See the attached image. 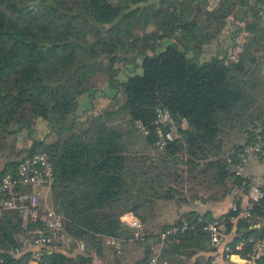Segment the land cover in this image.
<instances>
[{
  "label": "trees",
  "instance_id": "trees-1",
  "mask_svg": "<svg viewBox=\"0 0 264 264\" xmlns=\"http://www.w3.org/2000/svg\"><path fill=\"white\" fill-rule=\"evenodd\" d=\"M262 9L264 0H219L211 9L194 0H0V153L15 151L17 133L33 121L47 127L42 134L34 128L29 150L5 163L0 176L26 153L46 152L55 176L47 202L65 217L66 235L90 246L123 234L122 213L147 216L157 200H175L173 184L185 170L195 183L190 197L221 200L229 184L246 192L248 180L232 167L243 144L264 132ZM229 18L236 22L234 42L221 56L203 59L213 32ZM167 37L172 41L163 45ZM126 66L134 69L126 74ZM103 82L117 88L109 105L75 114L78 98L93 99ZM160 106L187 119L180 138L163 149L152 131L143 135L133 124L150 126ZM232 133L241 141L231 139L226 148ZM252 212L264 213V197ZM208 215L187 212L176 223ZM237 229L264 236V226L245 220ZM19 231L20 215L0 216V264L20 263L10 254L20 245ZM177 239L162 251L169 264L208 249L201 231ZM89 263L56 249L41 255V264Z\"/></svg>",
  "mask_w": 264,
  "mask_h": 264
},
{
  "label": "built area",
  "instance_id": "built-area-1",
  "mask_svg": "<svg viewBox=\"0 0 264 264\" xmlns=\"http://www.w3.org/2000/svg\"><path fill=\"white\" fill-rule=\"evenodd\" d=\"M134 127L143 135L151 131L155 134V145L163 149L168 143L180 138V131L187 124L185 116L175 117L169 109L157 107L150 126L137 119ZM249 157L264 160V132L257 134L254 140L244 143L235 154L236 163L233 172L241 176L243 164ZM55 179L53 163L44 151L26 153L11 170L0 176V214L14 212L20 215L21 229L29 238L10 250L12 257L19 258V264H41L44 250L56 249L59 242H64L65 217L53 207L43 204ZM263 183L248 184L245 192L246 204L239 210L236 205L231 211L234 215H219L211 219L179 223L148 236V256L145 264H169L162 256L164 247L171 241H178L180 236L189 231H201L206 237L208 251L202 252L205 258L199 262L193 260L187 264H264V236H244L242 233L229 235L227 223L240 219L250 223L253 228L264 226V213L252 212L254 205L264 197ZM44 189V192L42 191ZM123 225L134 233V237L144 240L143 231L147 222L142 215L126 211L119 217ZM113 243V237H107ZM3 258H0V262Z\"/></svg>",
  "mask_w": 264,
  "mask_h": 264
},
{
  "label": "crops",
  "instance_id": "crops-1",
  "mask_svg": "<svg viewBox=\"0 0 264 264\" xmlns=\"http://www.w3.org/2000/svg\"><path fill=\"white\" fill-rule=\"evenodd\" d=\"M218 1L219 0H217V2ZM210 44L212 45V43ZM215 54L216 52H211L210 56ZM99 85H105V89L112 88L106 82H103ZM82 96H84L85 98L83 97L82 101L81 99H79V102L81 101L82 105L80 108L81 112L84 109H89L93 106L102 108L109 105V102L106 101V96L103 93L99 97H94L93 93V99H91L92 97L87 94H83ZM97 104H99V106ZM81 112L79 111L78 114H80ZM38 124L42 126L45 125L42 121H33V127L36 130L37 127L40 126ZM39 128H41V126ZM24 132H26V135ZM27 132L28 131L23 129L22 131H19L17 133L15 141V153L18 152L16 150L18 147L22 149V146H24L26 148L27 144L30 141H33L35 132H32L31 134L29 132L27 134ZM23 137L25 139V143L23 142L24 145H22L21 143V138ZM24 152L25 151H23V153ZM240 177L247 179L248 184L264 183V160H258L255 157H249L247 161L243 164V170ZM230 188V192L221 200H207L204 198H201L202 200H200L199 202L197 200H193L192 202L188 200V202L191 204H184L186 208L177 209V211H175L173 214L174 216L172 217H167L165 215L162 216L158 212V205L156 203L152 214L145 216L141 213V215L145 218L147 222V227L142 233L143 236H152L154 233L158 232V230L160 231L161 228L165 225H172L176 223L178 219H181V215L187 212L197 213L200 217L205 216V214H209L208 217L209 219H211L215 216L228 214V212L231 211L233 206H237V203L239 204L237 206L239 207V210L242 209L246 204L245 192H243L241 188H238L236 186H232ZM239 220L240 219H237L230 223L231 227L228 228L229 235L242 233V231H239L237 229V224ZM151 222H162V226H160L157 230L156 227L158 225H153L151 224ZM123 228L125 231H123V234H120L116 237L110 236L115 239L113 243H109L107 237H103L100 239V243H98L97 246H90L86 245L81 240L72 239L70 236H67L65 241L60 244L61 246L59 245L56 248V251L72 258L78 255L89 257V264H145L146 249L148 248V237L144 238V240L136 239L134 237V233L131 230L127 229L126 227ZM207 251L208 249L197 250L195 254H192L184 261V264L190 263L193 259H195V257L202 255V252Z\"/></svg>",
  "mask_w": 264,
  "mask_h": 264
},
{
  "label": "rangeland",
  "instance_id": "rangeland-1",
  "mask_svg": "<svg viewBox=\"0 0 264 264\" xmlns=\"http://www.w3.org/2000/svg\"><path fill=\"white\" fill-rule=\"evenodd\" d=\"M196 1L197 3L201 4L202 7H204L205 9H211L213 7L214 4H217V0H194ZM261 14L263 15V18H264V9L261 10ZM232 18H229L228 21L224 22L218 26V30L216 32H213V40L211 41L212 45L208 44L206 45L204 48H203V51H202V58L203 59H206V57H210V54L211 52L212 53H217L219 52L221 56L222 55V51L223 49L225 48H230L231 44L234 42V39H233V35L234 33L232 32L233 29H235V25H236V22H232L231 20ZM240 24H241V21H238ZM237 22V23H238ZM169 37V36H168ZM164 38L162 39L163 41V45L167 44L169 42V40L172 41V38ZM241 37V35H240ZM214 51V52H213ZM131 66H126L124 67L123 70H125L124 72L126 74H128L131 70L130 68ZM140 68L136 67V73H140ZM121 77V75H120ZM123 77V76H122ZM121 77V78H122ZM105 85H99L98 87H96L95 90H93L92 92L94 93V97H99L102 95V93L106 96V101H108L110 103L111 101V97L114 95H116V92H117V88L116 87H112V88H104ZM104 88V90H103ZM84 96H80L78 98V102H77V107L74 111L75 114H78L79 111L81 112V101L83 99ZM85 98V97H84ZM79 99H81V101L79 102ZM109 99V100H108ZM95 103V101H94ZM99 106V104H97ZM39 123V122H38ZM40 125V124H38ZM37 125V126H38ZM41 126V128H39ZM37 127V130H39V132L44 133V131H47V127L46 125H40ZM30 130L28 129H25L26 131L28 130V132L31 134L34 130V127H33V124H31V126L29 127ZM33 128V130H32ZM27 132V134H28ZM25 135H26V132H24ZM239 134L237 133H232V135L229 137V138H224V141L226 142V148L229 147V145L231 144V141L229 140H233V141H241V139L239 138L238 136ZM18 137V136H17ZM49 139L45 140V141H48ZM25 143V139L24 137L21 138V143L22 145H24ZM27 142V141H26ZM0 143H1V138H0ZM33 143V141H30L26 148L24 146H22V149L20 147H18L16 150L18 151L17 153H15L16 151H10L8 149H5L3 152L0 153V170L4 167L5 163L7 162H10V161H14L15 159L19 158L20 157V154L23 153V151H28L31 144ZM24 147V148H23ZM186 157V154L184 155ZM182 165V164H181ZM173 185H176L178 187H175L177 188V193H176V199L175 200H171V201H164V200H157L156 203L158 205L157 209H158V212L162 215V216H167V217H172L174 216V212L177 211V209H180V208H186V206L184 204H191L188 202V200H190L191 202L193 200H197L198 202L200 200H202L201 198L199 197H195L197 195H199L200 193H196L194 194L192 197H190V194L189 192H187L188 188L190 186H193L195 187V183L194 181H190L189 180V176L186 174V170L183 171V174H182V177L179 178L178 182L177 183H174ZM234 185H231L229 184V187H232ZM181 187V188H179ZM44 192V189L42 190ZM202 195V198L206 199V197L201 193ZM45 200L42 202L43 204H46L48 205L47 203V199H48V193H46L45 195ZM183 199H186V200H183ZM161 205V207H160ZM3 214V213H2ZM0 214V216L2 215ZM171 215V216H170ZM162 222H151V224H155L157 227V230L160 226H162L161 224ZM21 225V223H20ZM21 227V226H20ZM17 239L22 242L23 239L25 238H29L30 236H27V233L23 232L22 229L21 231H19L16 235ZM207 242V241H206ZM63 243L62 241L59 242V244L57 245V247ZM208 244V243H207ZM61 246V245H60Z\"/></svg>",
  "mask_w": 264,
  "mask_h": 264
}]
</instances>
